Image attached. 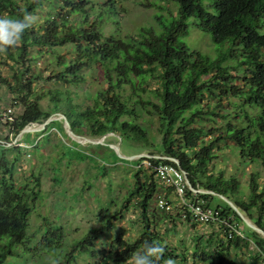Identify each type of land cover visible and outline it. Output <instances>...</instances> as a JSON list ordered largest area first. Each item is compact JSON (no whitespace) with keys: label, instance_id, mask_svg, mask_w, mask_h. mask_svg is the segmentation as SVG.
Returning a JSON list of instances; mask_svg holds the SVG:
<instances>
[{"label":"trees","instance_id":"trees-1","mask_svg":"<svg viewBox=\"0 0 264 264\" xmlns=\"http://www.w3.org/2000/svg\"><path fill=\"white\" fill-rule=\"evenodd\" d=\"M107 1L0 0V18L20 19L26 23L16 44L0 49V68L9 70L8 73L0 70V87L11 96L13 105L22 106L21 113L7 124L12 136L15 137L24 127L32 123L42 124L58 113L66 117L76 135L101 137L110 132H124L128 124L124 115L138 117L147 113L139 106L143 101H151L144 100L142 93H150L158 101L155 105L160 134V142L155 145L157 152L137 159H145L149 165H139L133 173L134 182L121 202L120 212L109 214L101 227L90 229L74 242L70 251L63 248L62 228L45 219L41 250L54 260L63 258V264L74 261V251L93 254V244L108 230L110 219L115 215L120 219L121 211L130 203L142 216L139 236L133 241H123L116 236L105 251L107 258L115 264H132V257L147 242L163 249L153 264H166L169 259L186 262V255L177 253L163 235L151 227L157 224L153 221L155 215H149L150 203L151 200L155 203V196L162 189L154 167L159 162H166L186 173L191 188L208 191L200 194L208 204L214 194L226 196L263 232L250 228L249 234L234 233L223 243L219 241L218 233L197 235L191 264H239L231 256V251L240 247L243 238L252 242L264 259V189L259 190L256 175H251L247 199L235 197L239 186L237 181L214 172L211 164L215 148H220L218 143L223 141L236 147L239 158L250 162L257 160L264 166V0H211L214 14L203 8L204 0H171L179 4L176 17L160 21L158 31L141 26L135 35L128 36L119 34L117 17L122 8L116 6L118 0ZM44 2L48 9L41 14ZM188 18L193 19L197 28L208 32L214 44H229L222 57L237 58L234 67H245L246 89L240 91L233 86L232 94L237 100L245 96L248 110L235 112V117L226 120L214 137L211 130L196 125L194 119L206 115L201 103L203 90L211 86L215 91L225 93L231 82L225 77L227 67H223L219 59L190 52L182 41L181 38L188 33ZM106 26L110 27L108 33L104 31ZM64 45L73 54L70 60L55 53V48ZM32 48L38 55L55 57L60 70L49 75L47 81L78 85L85 81L81 73L85 67L96 69L98 79L102 78L106 86L98 89L84 106L74 103L69 90L37 89L33 85L37 76L32 71L35 60ZM148 83L155 85L150 91ZM129 94L134 96L133 100ZM45 96H49L48 108L41 106ZM233 106L238 110L244 108L239 103H233ZM55 122L59 121L51 120L46 125ZM4 138L5 143L0 137V240H6L0 247V264L8 256H20L21 253L15 252L17 246L23 253L30 250L28 242L32 238L27 234L28 218L33 208L31 203L39 196V178L35 175L31 176V185L25 187L14 180L16 158H11L9 152L17 148L8 146L10 141L8 137ZM119 152L122 154L120 148ZM192 194L187 189V196L193 198ZM214 208L221 217L231 215L232 219L240 220L228 204ZM177 209L175 216L163 215L157 221L175 225L181 220L182 213V208ZM103 256L102 264H107V258Z\"/></svg>","mask_w":264,"mask_h":264},{"label":"rangeland","instance_id":"rangeland-1","mask_svg":"<svg viewBox=\"0 0 264 264\" xmlns=\"http://www.w3.org/2000/svg\"><path fill=\"white\" fill-rule=\"evenodd\" d=\"M62 0H59L61 2ZM93 3H106L107 0H89ZM203 8L215 13L210 6L211 0L203 1ZM149 3H153L150 5ZM156 3V4H155ZM207 5L210 7L208 8ZM116 6L122 8L118 12L119 34L121 36L135 35L141 26L153 27L159 30L160 21H167L177 16L179 4L171 0H118ZM162 6L163 8L159 7ZM48 9L47 3H43L40 10L44 14ZM188 24V33L182 37V41L187 45L190 52L196 51L211 59H219L223 67H227L226 78L230 79L231 84L225 93L215 91L209 86L203 90L201 103L205 106L206 115L196 121V125L202 126L205 130H211L213 137L222 130L223 124L228 119H233L235 112L248 110L245 105V96L237 98L232 94V87L238 90L246 89V81L243 79V69L235 68L237 58L222 57L225 54L229 44H214L208 32L202 31L193 24V19L186 20ZM108 25V23H107ZM109 26L104 31L108 33ZM35 48L31 49L35 60L32 62L33 74L37 76L33 85L43 90L48 89H66L73 98L74 103H80L82 106L89 103L94 93L105 87L106 83L102 78L98 79V71L93 68H82L81 73L85 76V81L78 85L67 84L61 81H47L49 75H53L58 69L54 55L35 53ZM55 53L63 55L66 59H72V52L66 45L55 48ZM3 73L9 70L1 67ZM86 73H88L86 75ZM213 84L215 81L212 82ZM155 85L148 83L149 91ZM127 88V85H126ZM76 93V94H74ZM144 100L150 99L151 103L143 101L140 106L147 111L141 116L132 115L127 117L128 124L124 132L108 133L103 135V141L118 145L122 154L111 147H106L96 142L79 143L71 139L65 131L64 122L58 114L51 115L55 122L52 125H42L41 123H32L26 127L34 128L35 131H27L22 135L15 137L11 135L9 116L14 117L21 113L22 106L14 104L11 96L0 87V137H8V146H15L17 149L10 150L9 156L16 158L14 180L19 186L31 185L33 182L31 176L39 178V196L32 203V211L28 218L29 226L27 234L32 238L28 242L29 251L23 253L20 246H17L15 252L21 253L19 257L8 256L3 264H63V258L54 260L51 255L42 251L41 243L45 219L59 225L63 231V248L70 251L75 241L79 240L92 228H99L108 219V215L120 212L121 202L134 182L133 173L143 165L147 167L145 159H127L125 156L143 154L147 156L155 154V145L160 142L159 121L156 98L150 93L141 94ZM131 100L134 99L129 94ZM233 103L243 105L240 110L235 109ZM50 105L49 96L41 100V106L48 108ZM8 108L11 112H8ZM149 111V112H148ZM251 112V111H250ZM231 113V115H229ZM225 117V118H223ZM79 139V138H78ZM229 145V147H225ZM220 148H215V158L212 161L214 172H221L225 178H234L238 183V192L235 197L246 200L249 193V181L251 175H256V181L259 190L264 189V166L257 160L247 161L238 157V150L230 142H219ZM160 192L166 194V198L172 203V210L164 212L156 208L151 200L150 216L155 215L153 219L156 222L152 228L161 233L166 243L173 247L177 253L186 255V262L179 260L173 261V264H191L192 248L194 247L195 237L197 235H210L217 233L215 227L211 225H201L190 221H178L175 225L172 223H162L157 221L163 215H176L179 211L178 197L168 187L161 186ZM226 197V196H225ZM133 203V200H131ZM228 203L219 194L212 196L209 205L213 208L216 205L226 206ZM229 205V204H228ZM128 208L121 211V218L117 215L111 220L107 231L99 237V240L93 244V254L74 251L73 262L69 264H102L101 256L109 257L105 254L116 236H120L123 241H133L139 236L142 228V216L139 209L132 204H127ZM230 206V205H229ZM231 207V206H230ZM232 208V207H231ZM248 218L246 213L242 212ZM240 220H234L240 232L249 234L250 227ZM252 222V221H251ZM254 223V222H253ZM6 238L0 240L4 243ZM260 254V256H259ZM231 256L239 264H264L263 255L259 253L257 247L248 240L240 242V247L231 251ZM102 257V258H103ZM107 264H115L110 258H107ZM127 264V263H124ZM201 264V263H198Z\"/></svg>","mask_w":264,"mask_h":264},{"label":"built area","instance_id":"built-area-1","mask_svg":"<svg viewBox=\"0 0 264 264\" xmlns=\"http://www.w3.org/2000/svg\"><path fill=\"white\" fill-rule=\"evenodd\" d=\"M8 112H11V109H7ZM9 120H12L11 117H8ZM18 134L16 135V137ZM15 137L14 141H17ZM146 157H150L147 155ZM158 157V156H154ZM176 161V160H175ZM149 164V161H146ZM155 177L160 185L168 187L172 192L178 197V206L182 208L181 221H190L199 223L201 225H211L215 227L217 231V236L221 243L226 242L231 238L234 233L241 235V232L237 229L232 221V216L221 217L219 211L214 207L212 208L205 199H203L200 194L208 193V191L201 188H191L189 186L186 173L180 170L178 167L172 165L171 163L159 162L155 167ZM187 189L192 191V196H187ZM162 192H158L155 196V206L164 211L170 212L172 210V203L168 201Z\"/></svg>","mask_w":264,"mask_h":264},{"label":"clouds","instance_id":"clouds-1","mask_svg":"<svg viewBox=\"0 0 264 264\" xmlns=\"http://www.w3.org/2000/svg\"><path fill=\"white\" fill-rule=\"evenodd\" d=\"M26 23L20 19L0 18V49L5 46H14ZM163 249L157 244L145 243L142 249L132 257V264H153L154 259H159ZM166 264H173L171 259Z\"/></svg>","mask_w":264,"mask_h":264},{"label":"water","instance_id":"water-1","mask_svg":"<svg viewBox=\"0 0 264 264\" xmlns=\"http://www.w3.org/2000/svg\"><path fill=\"white\" fill-rule=\"evenodd\" d=\"M58 115L60 116V119H62L63 120V122H64V128H65V131H66V133L68 134V136L71 138V139H73L74 141H77V142H79V143H83V142H94L93 140H97L98 142H96V143H99V144H102V145H104V146H106V147H111V148H113V149H115L116 151H118L117 150V148H116V146L115 145H113V144H110V143H108V144H106V142H104L103 141V136H101V137H85V136H80V135H76L75 133H73L72 132V130L70 129V126H69V123H68V121H67V119H66V117L63 115V114H60V113H58ZM54 118H52L51 116L42 124V125H44V124H46V123H48V122H50L51 120H53ZM36 129H34V128H28V127H24L23 129H21V131L18 133V135H22L24 132H27V131H35ZM79 138V139H78ZM121 150V149H120ZM141 156H143V154H136V155H132V156H125L127 159H136V158H139V157H141ZM164 158H166V157H164ZM189 183V182H188ZM189 186H190V184H189ZM220 195V194H219ZM223 199H225V201L232 207V209L237 213V215L239 216V217H241V219L244 221V223L245 224H247V226H249L251 229H253L254 231H256V232H258V233H261V234H263V232H262V230L259 228V227H257L253 222H251L247 217H245L244 215H243V213L236 207V205H234L233 203H232V201H230L227 197H225L224 195H220Z\"/></svg>","mask_w":264,"mask_h":264},{"label":"bare ground","instance_id":"bare-ground-1","mask_svg":"<svg viewBox=\"0 0 264 264\" xmlns=\"http://www.w3.org/2000/svg\"><path fill=\"white\" fill-rule=\"evenodd\" d=\"M94 142H98L97 140H93ZM117 150L119 151V146L116 145Z\"/></svg>","mask_w":264,"mask_h":264}]
</instances>
